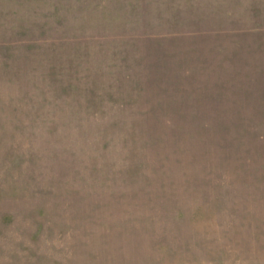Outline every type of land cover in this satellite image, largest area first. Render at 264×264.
I'll list each match as a JSON object with an SVG mask.
<instances>
[{"label": "rangeland", "instance_id": "1", "mask_svg": "<svg viewBox=\"0 0 264 264\" xmlns=\"http://www.w3.org/2000/svg\"><path fill=\"white\" fill-rule=\"evenodd\" d=\"M258 21L264 0H0V264H264L262 143L225 159L213 132L157 153L144 135L264 117V80L242 79L264 70ZM201 25L237 32L147 37ZM196 45L248 64L153 66Z\"/></svg>", "mask_w": 264, "mask_h": 264}, {"label": "trees", "instance_id": "2", "mask_svg": "<svg viewBox=\"0 0 264 264\" xmlns=\"http://www.w3.org/2000/svg\"><path fill=\"white\" fill-rule=\"evenodd\" d=\"M263 10V9H262ZM257 15H260L257 13ZM252 25L256 26H251L247 32H255L258 36L264 34V23H261L258 21V23H254ZM206 27V28H202ZM230 32L235 33L237 32L236 29H228V28H213L210 29L207 26H194L193 28H187L183 30L181 33H173V34H165L164 35L158 34V35H148L147 37L150 40L154 41H159L163 40L168 41V40H173L175 38H180V37H185L189 36L191 38H205L209 34L216 33L218 35L220 34H230ZM239 35V34H238ZM178 36V37H177ZM201 36V37H199ZM162 38V39H160ZM197 40H192L188 41V46L193 45L194 42L198 41ZM244 45L242 44V47ZM196 50H191L188 52V56L186 58L184 57H174L170 53L169 48H165L162 53L161 57L159 60H157V63L154 64L153 66L155 67H161L159 69L160 74H165L166 70L168 71L170 67H183L184 62L187 60V62H193L197 64L202 69L204 74H209L212 72V69H220L218 70L219 73L217 75H222L221 79H218L220 82L225 81V78L230 76V74H234L233 70L239 66V70L237 73H240L241 68L244 66V64H248V62L239 61L236 62L234 61L231 65L229 66L226 64V56L230 55V52L227 50V47H223V45L219 46L218 50H215L213 53L210 55H213L212 58H206L205 56L202 57L200 56L196 51H198V45L195 46ZM215 48V47H214ZM264 48V46L262 47ZM191 49V47L189 48ZM198 49V50H197ZM200 58V59H199ZM207 59V60H212L214 61V64L210 61L211 65L206 62L204 64L201 63V60ZM264 60V53H262V60L260 61L263 64ZM198 63H197V62ZM228 63H229V58H228ZM184 75L186 76H191L192 72L188 66H185V70H182ZM248 71V70H247ZM253 70L252 73H248L244 76H242V79L250 80L252 83H255L256 86H261L263 83L262 81L264 80V70ZM221 72V74H220ZM242 73V71H241ZM224 75H227L224 77ZM218 83V82H217ZM213 93V92H212ZM211 93V95H212ZM259 94H261L259 92ZM215 94H213L214 96ZM204 119H187V117H169L166 119H148L145 122V128L144 135L148 136L150 142L149 146L151 147V150L148 151L149 153L154 151L157 153V151L161 148H170L174 149L175 151L178 150L180 145H178L179 142L185 141L189 137L195 138L197 136V131H201L204 135H208V132H213L217 138V143L221 148H229V150L226 149L224 152V158L225 159H230L231 157H234V152H239L241 154L246 153L249 154L251 151H253L252 145L253 143L256 145L257 143L251 142L253 138L256 139L257 142L262 143L260 150H264V117H203ZM207 118V119H206ZM245 137L243 140L242 137ZM248 138V139H247ZM250 141V144H248ZM248 144V146H247ZM168 149V150H170ZM243 149V150H239ZM162 150V149H161ZM165 150V149H163ZM173 153H178V152H173ZM231 154V155H230ZM240 154V155H241ZM158 156V154H157ZM239 156V154H236V158ZM232 160V159H231ZM241 161V160H240ZM252 161V158L248 160V164Z\"/></svg>", "mask_w": 264, "mask_h": 264}]
</instances>
